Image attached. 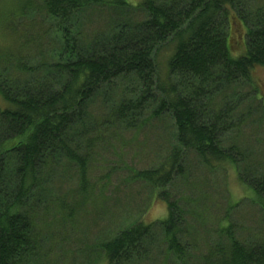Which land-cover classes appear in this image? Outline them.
Instances as JSON below:
<instances>
[{"label":"trees","instance_id":"trees-1","mask_svg":"<svg viewBox=\"0 0 264 264\" xmlns=\"http://www.w3.org/2000/svg\"><path fill=\"white\" fill-rule=\"evenodd\" d=\"M99 7L136 8L146 19L113 20L89 35L86 16ZM170 44L164 78L158 57ZM262 69L264 3L0 0V95L9 104L0 109V264H44L41 232L51 213L74 219L66 200L47 193L57 171L76 167L84 194L95 152L113 132L142 129L148 113L171 116L176 147L157 169L136 171L135 180L159 190L167 216L136 222L100 244L103 262L146 264L163 238L161 264H264V236L241 241L235 234L230 214L239 202L221 221L219 245L195 260L184 241L189 212L167 190L187 151L211 171L246 164L248 147L239 138L224 141L233 131L238 136L264 102ZM102 96L108 110L96 119L91 108ZM238 179L249 194L244 199L264 211V171Z\"/></svg>","mask_w":264,"mask_h":264},{"label":"rangeland","instance_id":"rangeland-1","mask_svg":"<svg viewBox=\"0 0 264 264\" xmlns=\"http://www.w3.org/2000/svg\"><path fill=\"white\" fill-rule=\"evenodd\" d=\"M135 4L136 0H132ZM245 7L261 5L264 0H242ZM146 19L142 10L92 9L86 16L87 33L103 31L116 22H140ZM24 24H28L27 22ZM241 31H235L237 42ZM173 50L170 44L161 48L158 62L162 77H166V63ZM258 74L264 78V69ZM264 101V88H263ZM257 110L237 136L236 131L227 135L224 145L240 144L248 147L246 164L238 168L227 166L216 171L209 170L193 151H187L181 170L167 188L172 201L189 212V228L184 241L195 260L206 254L210 247L219 245V227L233 203L239 205L231 210V222L241 241H250L264 236V211L248 198L238 176L252 179L264 171V102L256 103ZM9 104L0 95V109ZM105 97L92 106V116L99 119L108 110ZM148 113L146 125L138 131H116L110 142L94 154L88 172L90 182L81 194L78 189V170L63 166L57 171L48 195L53 200H66L73 208L72 221L65 222L53 211L50 221L44 225V264H106L99 245L110 241L132 224L144 221L152 223L167 216L166 204L159 198V190L148 183L135 180L136 171L157 169L172 154L176 147V128L170 115L152 118ZM243 199V200H240ZM193 221H192V218ZM70 220V219H69ZM160 239V248L146 264H161L167 256Z\"/></svg>","mask_w":264,"mask_h":264}]
</instances>
